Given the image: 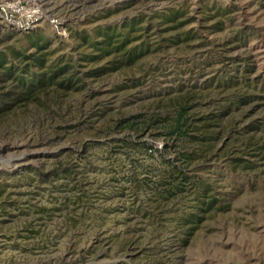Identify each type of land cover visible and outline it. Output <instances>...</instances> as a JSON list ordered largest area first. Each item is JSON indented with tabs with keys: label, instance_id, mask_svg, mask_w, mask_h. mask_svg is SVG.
<instances>
[{
	"label": "rangeland",
	"instance_id": "374dc122",
	"mask_svg": "<svg viewBox=\"0 0 264 264\" xmlns=\"http://www.w3.org/2000/svg\"><path fill=\"white\" fill-rule=\"evenodd\" d=\"M40 5L29 33L0 23V52L69 63L81 88L0 117V264H264V0ZM192 94L189 115H231L208 159L169 135ZM130 117L146 130L116 126Z\"/></svg>",
	"mask_w": 264,
	"mask_h": 264
},
{
	"label": "trees",
	"instance_id": "16d2710c",
	"mask_svg": "<svg viewBox=\"0 0 264 264\" xmlns=\"http://www.w3.org/2000/svg\"><path fill=\"white\" fill-rule=\"evenodd\" d=\"M31 31L25 32L29 33ZM0 117L3 114L8 113L12 109L20 106H25L28 102H38L39 95L46 93L48 88L54 87L63 91L67 90H79L81 85L79 82L81 78L76 76L75 71L69 63H59L50 66V68L44 69L41 72L29 71L27 69L30 66L41 67L43 61V55L29 58L24 56L27 61L23 68L20 70L14 64L12 55L8 53L0 52ZM2 56V57H1ZM7 65V66H6ZM27 67V68H26ZM76 76V77H75ZM199 95H185L179 96L177 101L178 111L175 115V125L169 131L170 136L184 141H207L208 144L204 150V157L208 159L212 153V141L215 139L216 134L224 131L226 128H230L231 120L228 116L229 111L223 112H210L209 114L189 115L188 109L196 105ZM238 96L231 100V105H238L245 100V97ZM139 118L130 117L128 119L120 120L116 126L124 127L125 130H133L136 133H142L148 126V121H135ZM214 127L215 130H208ZM259 125L249 124L248 132L250 130L259 129ZM260 140L255 138L253 133H250L248 138L243 140V145L249 146ZM263 145L260 147L263 148ZM151 152H161V150L150 149ZM182 159L187 163V157L181 154ZM241 158H236L234 161H239ZM236 163V162H235ZM251 166L247 167L250 169ZM66 166L63 162L56 161L52 168L48 171L38 169L36 172L38 176L45 179V177L51 176L55 171L65 169ZM184 183L191 181V177L185 172L182 173ZM207 187V186H206ZM209 188H206L208 190ZM177 191L171 190L169 196H173ZM168 197V195H166ZM121 264V263H120ZM124 264V263H123Z\"/></svg>",
	"mask_w": 264,
	"mask_h": 264
},
{
	"label": "built area",
	"instance_id": "2783aa9c",
	"mask_svg": "<svg viewBox=\"0 0 264 264\" xmlns=\"http://www.w3.org/2000/svg\"><path fill=\"white\" fill-rule=\"evenodd\" d=\"M41 0H3L0 2V23L20 33L34 30L46 19ZM55 31L61 29L59 20L51 19Z\"/></svg>",
	"mask_w": 264,
	"mask_h": 264
}]
</instances>
